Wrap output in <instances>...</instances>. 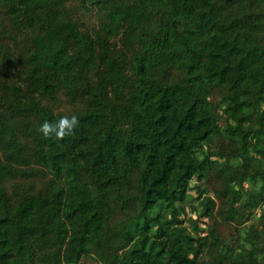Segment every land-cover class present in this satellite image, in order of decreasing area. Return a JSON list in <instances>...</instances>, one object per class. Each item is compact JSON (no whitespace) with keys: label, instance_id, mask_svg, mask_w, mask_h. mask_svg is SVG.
Returning <instances> with one entry per match:
<instances>
[{"label":"trees","instance_id":"trees-1","mask_svg":"<svg viewBox=\"0 0 264 264\" xmlns=\"http://www.w3.org/2000/svg\"><path fill=\"white\" fill-rule=\"evenodd\" d=\"M263 205L264 0H0V264H264Z\"/></svg>","mask_w":264,"mask_h":264},{"label":"clouds","instance_id":"clouds-1","mask_svg":"<svg viewBox=\"0 0 264 264\" xmlns=\"http://www.w3.org/2000/svg\"><path fill=\"white\" fill-rule=\"evenodd\" d=\"M79 124V117L72 114L71 116H62L54 123L46 120L36 130L44 139H54L60 142L73 135Z\"/></svg>","mask_w":264,"mask_h":264},{"label":"rangeland","instance_id":"rangeland-1","mask_svg":"<svg viewBox=\"0 0 264 264\" xmlns=\"http://www.w3.org/2000/svg\"><path fill=\"white\" fill-rule=\"evenodd\" d=\"M64 104H65V103H64ZM61 109H62L63 111H68V110H69V107L66 106V105H62ZM217 145H218V143H217V141H216L211 147L214 149V148H217V147H216ZM245 186H246L247 188L251 187L250 182H246V185H245ZM263 209H264V205L261 206V207H259L257 210H255V211H256V214L259 215V214L262 212ZM220 229H221L222 231H224L226 235H228V234L230 233L229 231L231 230V227H228V226H220ZM231 232H233V231L231 230ZM85 263H86V264H92V263H94V261H93V259L86 258V259H85Z\"/></svg>","mask_w":264,"mask_h":264}]
</instances>
